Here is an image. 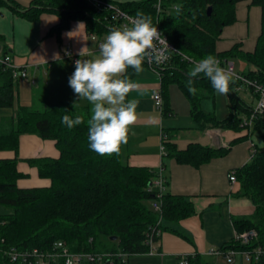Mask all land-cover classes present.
<instances>
[{"label":"trees","instance_id":"1","mask_svg":"<svg viewBox=\"0 0 264 264\" xmlns=\"http://www.w3.org/2000/svg\"><path fill=\"white\" fill-rule=\"evenodd\" d=\"M240 1L244 0H165L162 14L156 11L157 0L115 4L132 16H136L137 12L150 16L153 25H158L175 46L199 60L208 54L216 57V41L223 27L236 20L235 6ZM251 1L262 8V33L255 51L243 53V58L257 70L242 75L264 85V0ZM9 3L20 9L14 0H0V4ZM177 5L181 6L180 14L169 13ZM209 7H212L210 16ZM24 10V14L31 17L45 10L55 12L61 17L59 29L73 20H83L89 33L104 36L109 32L102 19L105 16L101 18L85 0H38ZM219 57L224 60L223 56ZM189 67L190 64L177 57L173 66L164 72L163 80L165 83L172 81L180 84L192 103L197 121L210 120V115L201 110L200 101L214 89L211 82L201 75L195 79L197 92L192 95L186 87ZM239 85L240 82L234 81L230 87ZM13 88L11 73L1 67L0 107H13ZM203 89H207L208 93H204ZM65 114L81 115L85 118V124L68 129L61 123ZM17 115V119L11 120L0 132V151H18L21 135L35 134L44 140L55 141L60 156L26 160L38 169L40 178L50 181L48 186L34 187L19 185V180L27 176L19 170L18 158H0V222H5L0 227V239L4 238L7 244L18 246L23 251L34 248L49 250L56 241H65L74 252H124L129 255L126 261L111 259L102 264H128L131 256L149 251V240L151 237L155 241L158 239L155 235L158 228L167 229L164 223L158 222L159 215L169 223L193 215V205L189 200L168 192L161 199V212L152 209L151 201L157 200L153 183L160 171L131 166L123 159L124 145H121L119 155L113 154L111 157L99 156L89 149L87 106L74 107L70 100L43 110L21 106ZM217 124L235 127L236 124L241 125L242 120H232L231 117ZM254 125L264 127V115L258 116ZM162 141L170 157L194 166L227 153L224 149L216 150L198 144L178 151L169 143L167 133ZM236 178L241 184L239 196L249 198L256 209L249 218H235V227L240 233L255 230L258 239L247 246L231 240L232 245L227 246L253 249L264 245V148L257 150L251 162L236 171ZM113 237L117 239L113 240ZM0 264L23 263L10 262L0 255ZM251 264H264V259Z\"/></svg>","mask_w":264,"mask_h":264},{"label":"crops","instance_id":"2","mask_svg":"<svg viewBox=\"0 0 264 264\" xmlns=\"http://www.w3.org/2000/svg\"><path fill=\"white\" fill-rule=\"evenodd\" d=\"M35 1L38 0H14L20 9L10 3L0 4V52L9 54L28 73L27 79H13L15 102L12 108L0 107V132L11 120L17 119L21 106L43 110L70 100L75 106H87L90 110L89 103L80 101L69 87L68 78L75 64L66 59L65 51L70 46L81 59L78 53L87 47L82 58H92L99 51L97 42L90 38L83 20H73L59 29L61 17L53 11H42L36 17L24 14V9ZM110 1L123 4L142 0ZM262 16V8L251 0L238 2L236 20L223 27L216 41V58L223 56L224 60L233 62L235 71L240 74L255 72L256 67L243 58V53L255 51L262 33ZM79 23L84 24L80 29ZM143 68L140 74L130 68L121 74L135 85L126 99L138 104L136 122L130 126L128 142L123 147V159L131 166L162 172L165 193L189 200L194 213L176 223H169L159 215L158 222L164 223L167 229L161 228L158 254H136L129 262L141 257L148 262L145 264H181L184 258L189 259V264H227L222 256L210 255L209 251L227 246L240 234L234 224L235 218H249L256 209L249 198L239 196L241 184L238 180L231 182L229 175L250 163L253 154L264 148V127L257 128L254 122L251 128L217 123L231 117L232 120L248 117L257 105V97L246 86L230 87L228 95H217L215 90L208 93L203 89L208 95L201 99L200 108L211 119L197 121L192 103L178 82L165 83L163 77L145 63ZM158 91L162 92L163 111L156 107L153 99ZM165 133L178 151L198 144L224 149L227 153L199 166L180 163L168 155L162 141ZM59 156L55 141L35 134H22L18 151H0V158L19 159V170L27 176L19 180L21 187L50 184L48 179L40 178L38 169L27 163V159ZM151 207L154 210L153 203ZM234 264L247 263L237 256Z\"/></svg>","mask_w":264,"mask_h":264},{"label":"clouds","instance_id":"3","mask_svg":"<svg viewBox=\"0 0 264 264\" xmlns=\"http://www.w3.org/2000/svg\"><path fill=\"white\" fill-rule=\"evenodd\" d=\"M175 11L179 15L181 6L177 5ZM82 26L84 24L79 23L78 29ZM86 48L80 49L78 55L81 59L74 62L75 70L68 78V84L80 101L86 100L90 105L86 121L89 149L99 156L119 155L121 145L128 142L130 126L136 122L138 107L137 102L126 99L135 85L121 74L128 68L140 74L145 62L159 64L167 61V53L172 50L153 25L151 17L141 12H137L128 24L110 28L94 57L82 58L86 55ZM187 75L186 87L192 95L197 92L195 79L201 75L211 82L217 95H228L230 84L234 83V74L221 67L212 54L194 62ZM61 123L73 129L85 124V118L65 114Z\"/></svg>","mask_w":264,"mask_h":264},{"label":"built area","instance_id":"4","mask_svg":"<svg viewBox=\"0 0 264 264\" xmlns=\"http://www.w3.org/2000/svg\"><path fill=\"white\" fill-rule=\"evenodd\" d=\"M89 5H91L99 14V16L106 22L108 28L114 26H122L128 24L130 19L135 18L125 11H123L117 4L111 2L110 0H85ZM165 0H157L155 8L158 14H162L164 11L163 3ZM176 6H174L175 9ZM108 14V15H107ZM158 31L162 33L166 39L170 50L167 54L169 59L162 63H148L149 68L155 71L162 78L164 76V71L167 70L170 66H173V62L178 57L182 62H187L190 65H193L194 62L198 61L195 58L185 54L177 46H175L163 33L161 28L156 25ZM89 36L91 39L95 40L98 44L103 42L106 35L99 36L94 32H90ZM66 59L70 60L73 64L79 58L73 52V49L70 46H67L65 51ZM220 62L221 67L229 69L234 74V81L240 82V85L237 88L248 87L252 90L253 94L257 97V105L251 115L242 120V125L244 127L251 128L254 120L258 116L264 115V85L257 83L256 81L249 80L244 75L235 71L234 63L229 60H222L217 58ZM0 65L4 71L11 73L13 79L17 78H28V73L25 69L18 66L12 59L9 54L0 52ZM154 102L156 107L163 111L164 109V100L162 97V92L158 91L154 95ZM164 137V134H163ZM229 180L233 183L237 182L236 173L231 172L229 175ZM154 188L157 190V200L153 202V208L156 212H161V199L165 193V178L163 177L162 172H160L159 177L153 183ZM5 222H0V227L4 225ZM162 233L161 228H158L155 235L160 238ZM153 237L149 240V251L150 255L158 254L159 250L157 248V241ZM258 239V233L255 230H247L240 234H237L233 239L234 242L240 244L241 246H247L252 241ZM232 245L229 243V246ZM229 246L221 248H212L209 251L210 255L222 256L226 259L227 264H234L236 257L241 256L244 263H257L261 262L264 259V245L257 246L253 249H235L229 248ZM0 255L2 258H8L10 262H17L23 264H84V263H98L102 264L105 261H110L111 259H119L126 261L128 254L124 252H119L117 254L112 253H92V252H74L71 250L70 246L65 241H56L52 244L49 250H44L40 248H34L31 250H21L18 246L9 245L6 243L4 238L0 239ZM189 259L184 258L181 261V264H189Z\"/></svg>","mask_w":264,"mask_h":264},{"label":"rangeland","instance_id":"5","mask_svg":"<svg viewBox=\"0 0 264 264\" xmlns=\"http://www.w3.org/2000/svg\"><path fill=\"white\" fill-rule=\"evenodd\" d=\"M174 12H176L175 10L174 11H172L171 12V10H169V13H174ZM192 67H193V65H190V67H189V71L192 69ZM152 201H151V205H152ZM146 259H143V258H141V257H137V258H134V259H132L130 262H128V264H145V263H148L147 261H145ZM149 264H154V263H149ZM247 264H249V263H247Z\"/></svg>","mask_w":264,"mask_h":264},{"label":"water","instance_id":"6","mask_svg":"<svg viewBox=\"0 0 264 264\" xmlns=\"http://www.w3.org/2000/svg\"><path fill=\"white\" fill-rule=\"evenodd\" d=\"M211 13H212V7H209V8H208V15L210 16ZM112 239H113V240H116L117 238H116V237H113Z\"/></svg>","mask_w":264,"mask_h":264},{"label":"bare ground","instance_id":"7","mask_svg":"<svg viewBox=\"0 0 264 264\" xmlns=\"http://www.w3.org/2000/svg\"><path fill=\"white\" fill-rule=\"evenodd\" d=\"M246 113V112H245ZM263 245V244H262Z\"/></svg>","mask_w":264,"mask_h":264}]
</instances>
